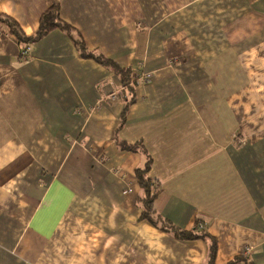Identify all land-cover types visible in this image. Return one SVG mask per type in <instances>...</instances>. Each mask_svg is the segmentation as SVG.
<instances>
[{"label":"crops","instance_id":"obj_1","mask_svg":"<svg viewBox=\"0 0 264 264\" xmlns=\"http://www.w3.org/2000/svg\"><path fill=\"white\" fill-rule=\"evenodd\" d=\"M52 7L71 31L28 61L0 28V264H208L211 239L214 264H264V0H0V16L33 37ZM149 158L157 215L207 238L142 218Z\"/></svg>","mask_w":264,"mask_h":264},{"label":"trees","instance_id":"obj_2","mask_svg":"<svg viewBox=\"0 0 264 264\" xmlns=\"http://www.w3.org/2000/svg\"><path fill=\"white\" fill-rule=\"evenodd\" d=\"M3 28L2 33H7L10 36H12L15 40H17L23 47L32 45L35 42H39V40L48 34H50L52 31L60 29V30H66L71 31L70 27L65 25L63 21H61V16H59V8L58 7H52L49 11H47L45 14L42 15V19L40 21V29L37 35L33 37H26L23 31L19 28L18 24L14 22L11 18H8L6 16H0V28ZM76 44L78 49L81 51L82 56L84 58H91L95 61L101 62L103 65H110V63L107 60L102 59L100 56H95L92 53H90L88 50H86L83 43H80L76 40ZM128 73L133 74V71L126 70ZM121 73V72H120ZM126 73V72H124ZM127 73V74H128ZM125 74V75H127ZM131 77V76H130ZM131 86V85H130ZM133 87V86H132ZM127 88V87H126ZM120 147L123 151H129V152H137L138 150L142 151V147L140 145H128V144H120ZM152 163L151 159L149 158V161L147 162L146 166L143 169H138L136 171L135 175L137 176L139 186L142 189V207L144 210V213L142 215V218L146 221H149V223L153 224L155 227H158L161 231L168 232L172 234L175 238H178L180 240H193V239H199V238H207L204 234L202 229L199 228V225L197 226L195 232H185L177 227H174L170 222L167 220H162L157 215L155 209L153 208L154 202L157 199L156 197L160 194V186L155 182L154 179L149 177V172L151 169ZM197 231H201L203 233H197ZM211 250H210V260L208 261V264H214L215 256H216V242L211 239ZM229 264H254L250 261V258L248 255H244L242 257L236 258L234 261H232Z\"/></svg>","mask_w":264,"mask_h":264},{"label":"built area","instance_id":"obj_3","mask_svg":"<svg viewBox=\"0 0 264 264\" xmlns=\"http://www.w3.org/2000/svg\"><path fill=\"white\" fill-rule=\"evenodd\" d=\"M32 45H28V46H24L22 47L21 49V54H20V60L25 62V61H28L29 58H31V55H32ZM140 75H139V78H138V82H149L152 78H153V75L151 73H143L140 71ZM113 98H115V96H113ZM199 228L200 229H203L204 226L202 224L199 225ZM249 249H247V252H248Z\"/></svg>","mask_w":264,"mask_h":264}]
</instances>
